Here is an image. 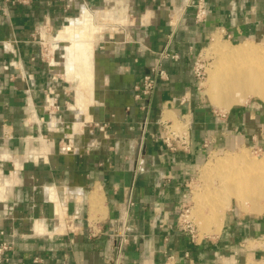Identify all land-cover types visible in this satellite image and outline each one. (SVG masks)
Here are the masks:
<instances>
[{"label":"crops","instance_id":"obj_1","mask_svg":"<svg viewBox=\"0 0 264 264\" xmlns=\"http://www.w3.org/2000/svg\"><path fill=\"white\" fill-rule=\"evenodd\" d=\"M217 35L264 43V0H0V264L257 260L264 219L203 238L182 219L213 152L264 148L263 105L203 97Z\"/></svg>","mask_w":264,"mask_h":264},{"label":"bare ground","instance_id":"obj_2","mask_svg":"<svg viewBox=\"0 0 264 264\" xmlns=\"http://www.w3.org/2000/svg\"><path fill=\"white\" fill-rule=\"evenodd\" d=\"M212 46L218 51V58L215 67L209 70L205 90L213 105L229 109L253 95L264 99V48L250 41L232 46L216 40ZM206 171L217 174L219 185L215 193L196 194L194 214L204 229L216 234L221 231L231 197H235L245 211L264 214V157L254 158L248 153L227 155L208 164ZM217 195L222 197L218 204L214 202ZM209 201H213V206ZM206 206L210 211L207 215L202 212Z\"/></svg>","mask_w":264,"mask_h":264},{"label":"rangeland","instance_id":"obj_3","mask_svg":"<svg viewBox=\"0 0 264 264\" xmlns=\"http://www.w3.org/2000/svg\"><path fill=\"white\" fill-rule=\"evenodd\" d=\"M216 40H220V41H222V43L225 42L222 40L221 36L217 35L214 38V40L211 42L210 46L207 47V49L205 50V52L203 54L202 62H204L206 67H207V75H206L205 80L201 84V92L204 95L203 96L204 99L207 101V103L212 108L219 110V111H222V112H227L232 107H235L236 104L231 106L229 109H219L218 107L213 105V102L210 99L209 95L206 94L207 90H205V89H207V79L209 76V70L213 69L215 67V62L218 58V51L213 49V46H212ZM225 43H228V42H225ZM252 43L256 44L258 46H262L264 48V43H262L260 41L254 40V41H252ZM255 103H258V105L264 106V99H261L260 96H256V95L254 96L253 95V96H250L246 102L241 103V104H237V105H242V104L251 105V104H255ZM243 151H245V152H243ZM242 153H248L254 158L261 159L264 157V148L260 149L257 147L252 148V147L241 146V147L236 148V149H228V150H224V151L220 150V151L213 152L211 154V156L207 159L206 163L201 167V169L199 170V172L194 177V179L191 183L190 202H189V206L187 207L186 211H184V213H183L184 217L182 219H183V222L184 221H190V223L197 230L196 234H200L201 238H203V236H205V235H214V234L216 235V233H213V232L210 233L208 231V229H204L201 226L199 219L194 214V210L196 207V205H195L196 204L195 203L196 194H198L199 192L201 194H204L206 192H207V194L215 193L217 191L216 188L219 185L218 179H217L218 178L217 174L213 173V172L206 171V166H208V164L214 163L217 160V158H222V157H225L227 155L242 154ZM221 201H222L221 195H217V199L214 202L216 204H218V203H221ZM210 203L213 206V204H212L213 201ZM202 212L206 215L209 214V212H210L209 206H206L205 208H203ZM242 219H264V214L256 215L250 211H245L243 209L242 205L237 201V199L235 197H231L230 204L227 205L226 210H225L224 223L226 224V223H229L231 221H242ZM211 229H214V227L212 226ZM250 247L255 248L257 250V260H253L249 264H264V254L261 255L262 252L264 253V238L253 241L250 244ZM260 261H261V263H260Z\"/></svg>","mask_w":264,"mask_h":264},{"label":"built area","instance_id":"obj_4","mask_svg":"<svg viewBox=\"0 0 264 264\" xmlns=\"http://www.w3.org/2000/svg\"><path fill=\"white\" fill-rule=\"evenodd\" d=\"M207 16V11L206 8L204 7V5L199 4L198 6V11H197V15H196V19L198 22L203 21ZM165 57V56H164ZM195 76L198 79V81L200 83H202L207 75V67L205 65L204 62H202V60L197 61L196 65H195ZM166 71L162 69V67L160 65H157L154 73L145 76L144 78V82H143V87H142V94L143 96H150L157 88V84L159 80H163L165 78H167L166 76ZM173 136H175V133L172 132ZM177 140H175V138H167V144L170 147H173L179 144L182 145H186V143H183L180 137H176ZM184 217V215H183ZM185 224V226L189 229V231L192 234H196V229L194 228V226L190 223V221H184L183 222ZM12 248V245L10 243H3L0 247V261L2 262L3 258L2 255L4 254V252L10 250ZM36 262H39L36 260Z\"/></svg>","mask_w":264,"mask_h":264}]
</instances>
